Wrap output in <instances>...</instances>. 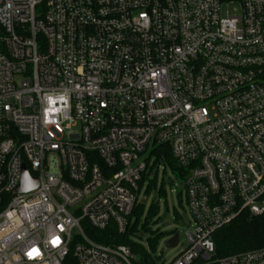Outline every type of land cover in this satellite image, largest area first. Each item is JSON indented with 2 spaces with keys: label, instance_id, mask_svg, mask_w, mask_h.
<instances>
[{
  "label": "built area",
  "instance_id": "built-area-1",
  "mask_svg": "<svg viewBox=\"0 0 264 264\" xmlns=\"http://www.w3.org/2000/svg\"><path fill=\"white\" fill-rule=\"evenodd\" d=\"M156 147L190 226L168 264L264 217V0H0V264H134L82 224L129 231L148 164L168 167ZM23 167L37 187L12 194Z\"/></svg>",
  "mask_w": 264,
  "mask_h": 264
},
{
  "label": "trees",
  "instance_id": "trees-1",
  "mask_svg": "<svg viewBox=\"0 0 264 264\" xmlns=\"http://www.w3.org/2000/svg\"><path fill=\"white\" fill-rule=\"evenodd\" d=\"M160 152H163V156L161 157L163 162L172 170V172L176 173V171H178L177 166L169 154L167 147H156L154 149V153L157 155L156 161H159L160 159ZM155 176L156 175H154L153 179L149 181L145 193H147L149 188L154 187ZM141 183L142 179L140 180L139 185H141ZM159 192L163 193L162 187H160ZM142 208L143 205L141 203L136 206L133 223L129 231L124 234L117 233L113 226H109L104 230H98L83 222L84 233L93 241L100 244L109 246L121 244L128 246L132 253L136 255L134 264H157L155 259L151 256V253L155 251L156 235L152 238H146L149 247L148 250H145L139 244L130 239V237L140 238L141 234H146L149 231L147 227V217L141 224H139ZM150 212L153 213L152 209ZM213 242L215 249L214 255L211 259L208 261L197 260L193 264H217V259L264 247V217H255L244 213L231 223L216 230L213 234ZM61 264H76L72 250L68 252Z\"/></svg>",
  "mask_w": 264,
  "mask_h": 264
},
{
  "label": "rangeland",
  "instance_id": "rangeland-1",
  "mask_svg": "<svg viewBox=\"0 0 264 264\" xmlns=\"http://www.w3.org/2000/svg\"><path fill=\"white\" fill-rule=\"evenodd\" d=\"M230 10L236 12L232 9ZM148 152L149 150H147ZM152 162L153 158H151ZM153 174H156L155 185L145 193L149 181L153 179ZM139 186L138 203L143 196H146V201L142 204L143 208L139 224L147 217L149 231L144 237H130V239L145 250H148L146 238H152L156 235L155 251L153 254L151 253V256L159 257L162 264H168L186 247L185 232L190 229L187 224L179 225L177 219L178 215L188 213L183 195L180 194L183 190L182 182L168 167L162 169V167L157 168L155 164H148V168L142 174V183ZM160 187H162L163 193L159 192ZM151 209L153 213L150 212ZM173 231L178 233L179 241L176 247L168 248L165 245V241L167 235H170Z\"/></svg>",
  "mask_w": 264,
  "mask_h": 264
},
{
  "label": "water",
  "instance_id": "water-1",
  "mask_svg": "<svg viewBox=\"0 0 264 264\" xmlns=\"http://www.w3.org/2000/svg\"><path fill=\"white\" fill-rule=\"evenodd\" d=\"M36 187H37V180L30 177L28 172L26 171L25 167H23L20 183H19L18 187L12 192V194L24 193V192L30 191ZM145 201H146L145 196L140 199L141 204H144ZM140 236L143 237L144 235L141 234ZM177 238H178V233L175 232L173 237H171L170 239H168L166 241V243H165L166 247H168V248L174 247L176 245Z\"/></svg>",
  "mask_w": 264,
  "mask_h": 264
}]
</instances>
